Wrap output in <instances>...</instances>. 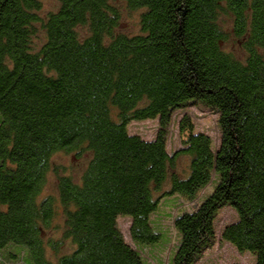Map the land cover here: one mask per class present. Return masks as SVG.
<instances>
[{"label": "trees", "instance_id": "obj_1", "mask_svg": "<svg viewBox=\"0 0 264 264\" xmlns=\"http://www.w3.org/2000/svg\"><path fill=\"white\" fill-rule=\"evenodd\" d=\"M56 1L42 15V0H0V249L22 246L0 264H146L117 219L135 245L156 244L151 216L175 195L198 203L173 218L172 264L200 259L225 207L236 220L221 241L264 264V0ZM122 10L139 11L138 33L119 31ZM190 103L216 114L218 146L183 115L169 153L172 114ZM147 120L153 139L129 132ZM59 152L87 164L78 183L57 178L62 238L44 241L56 206L38 197Z\"/></svg>", "mask_w": 264, "mask_h": 264}, {"label": "rangeland", "instance_id": "obj_2", "mask_svg": "<svg viewBox=\"0 0 264 264\" xmlns=\"http://www.w3.org/2000/svg\"><path fill=\"white\" fill-rule=\"evenodd\" d=\"M56 0H42V11L44 15L50 11H55L57 7ZM122 21L119 31L127 34H134L139 32L138 20L139 11L128 12L122 10ZM220 26L225 31L229 32L230 20L227 17H221L219 20ZM225 50L233 53L239 59H243L245 54L240 48L239 41L232 35L229 36L227 43L225 44ZM183 115H188L194 125L195 132H204L209 135L213 142V148L216 149L219 143V131L216 124V114L211 110L203 106L201 103H190L184 109L176 110L171 117V123L169 126V133L167 135V150L169 153L180 147V141L178 138V122ZM130 133L139 134L143 139H153L157 130L156 120L147 121H133L128 125ZM87 159L85 157H79L74 153L59 152L51 158V170L47 174L45 185L38 197V199L51 198L55 202L56 215L53 220L54 227L43 232L42 236L44 241L48 240H61L62 238V221L63 216L61 214V207L58 202L57 191V178L61 175H68L72 177L75 182H79L81 175L86 168ZM185 161L179 166H184ZM180 169V167H178ZM216 185V180L211 181L199 194V202L203 201L213 191ZM177 200L172 202L175 197H166L165 203L159 206L154 214L151 216V223L155 229L163 231L160 241L151 246L134 244L129 236V223L130 219L119 217L117 219L118 228L121 230L124 240L135 248L145 260L146 264H172L173 250L178 242V236L173 227L174 216L182 210H191L197 205V201L187 202L180 198L181 196L175 195ZM175 205V206H174ZM236 220L235 212L225 207L221 209L215 218V241L211 247L206 249L200 259L195 264H254V258L249 253H238L230 244L221 241V232L223 228ZM154 245V246H152ZM8 248L19 251L22 248L21 245L10 243L2 251ZM9 249V250H11ZM72 250L71 244L67 241H63L59 254L69 253ZM48 257L53 256V251L48 247L46 248ZM32 264V262H30Z\"/></svg>", "mask_w": 264, "mask_h": 264}]
</instances>
